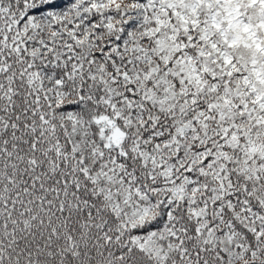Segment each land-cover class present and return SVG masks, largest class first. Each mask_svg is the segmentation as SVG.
I'll return each mask as SVG.
<instances>
[{"label": "snow or ice", "instance_id": "snow-or-ice-1", "mask_svg": "<svg viewBox=\"0 0 264 264\" xmlns=\"http://www.w3.org/2000/svg\"><path fill=\"white\" fill-rule=\"evenodd\" d=\"M0 264H264V0H0Z\"/></svg>", "mask_w": 264, "mask_h": 264}]
</instances>
